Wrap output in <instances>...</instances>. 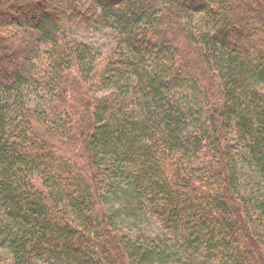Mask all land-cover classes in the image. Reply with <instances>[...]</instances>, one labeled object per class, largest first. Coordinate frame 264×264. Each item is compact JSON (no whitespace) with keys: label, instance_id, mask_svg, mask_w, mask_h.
<instances>
[{"label":"trees","instance_id":"16d2710c","mask_svg":"<svg viewBox=\"0 0 264 264\" xmlns=\"http://www.w3.org/2000/svg\"><path fill=\"white\" fill-rule=\"evenodd\" d=\"M126 258L264 264V0H0V264Z\"/></svg>","mask_w":264,"mask_h":264},{"label":"rangeland","instance_id":"374dc122","mask_svg":"<svg viewBox=\"0 0 264 264\" xmlns=\"http://www.w3.org/2000/svg\"><path fill=\"white\" fill-rule=\"evenodd\" d=\"M75 27L70 31V34L73 38L78 39H84L88 42L93 43L94 45H102L104 47H108L111 44V36L109 35L108 31L104 27V29H101L99 27H95L93 24L89 25H80V24H74ZM110 29V28H107ZM102 50H104L102 48ZM116 90V87H113L110 90H103L100 92V97L102 96H110L114 91ZM79 130H81V127H78ZM104 206L102 204H99L100 210H104L106 216H110L112 218V225L115 229L113 231V227L111 226V229H109L110 233L112 234L114 238L113 232L117 235H126V234H139V231H135L137 229L155 232L161 228V224L158 219L149 216L147 214L148 218H142L141 214L138 213L137 207L138 202L131 199L129 193L127 196L125 194H121L120 198L118 196L116 197H109L105 202L103 201ZM143 215V214H142ZM145 219V220H144ZM144 220V221H142ZM159 231L163 232V229L161 228ZM127 258L125 259V262H127ZM129 262L125 263L128 264Z\"/></svg>","mask_w":264,"mask_h":264}]
</instances>
